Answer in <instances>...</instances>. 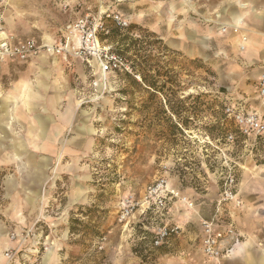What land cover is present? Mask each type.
<instances>
[{
    "label": "rangeland",
    "instance_id": "obj_1",
    "mask_svg": "<svg viewBox=\"0 0 264 264\" xmlns=\"http://www.w3.org/2000/svg\"><path fill=\"white\" fill-rule=\"evenodd\" d=\"M2 1L7 29L20 39H56L68 23L85 14L96 15L105 11H120L129 23L112 35L117 27L110 19L105 20L109 30L106 41L118 49L129 65L130 73L107 74L106 91L102 94L93 85L94 78L89 76L94 64H90L91 67L86 64V73H83L82 66L75 63L77 74L68 80V91L76 101L83 100V104L75 108L72 127L65 130L62 139L66 145L76 136L74 127L82 121V114L87 115L88 124L95 132L77 137L75 143L85 145L90 141L91 150L63 153L59 162L63 170L60 172L53 171V168L59 151L68 147L60 145L58 152L45 155L51 158L49 169L44 170L45 175L49 179L52 176V182L55 179L53 185L48 183L52 196L47 212L50 217L44 221L40 216L37 221L34 217L28 218L30 227L24 231L31 229L32 235L20 246V254L29 240H38L42 244L46 240H55L60 243L57 254L66 262L109 264L103 260L123 257L120 228L124 225L118 222L121 198L131 195L138 199L145 186L166 177L171 186L193 204L192 209H182L178 214L187 215L186 219L193 214L201 220H209L226 172L230 170L235 175L241 200L246 174L254 179L264 176L252 174L263 162V143L259 138L240 134L225 113L230 103L240 99L234 98L237 91L231 87L229 57L201 58L199 52L190 56L172 45L171 39L166 40L149 29L145 23V11L149 6L158 5L160 0ZM189 1L192 8L188 15L199 20L198 4ZM135 7L140 9V22L133 19L137 14ZM53 77H61L60 85L68 79H64L62 71ZM145 84L154 86L151 89ZM4 165L0 163V222L8 226L1 211L14 212L22 201L18 200L17 194H14L15 200L4 198L6 179L11 175L20 179L13 166ZM251 165L257 167L249 169ZM68 166L73 169L66 170ZM28 189L32 190V187ZM82 190L86 200L70 205L69 196H83ZM66 209L69 210L65 213ZM230 211H233L235 225L239 228V219L245 211L243 200L240 208H231ZM199 219L185 224L184 220L177 218L174 223L184 238L177 240L174 243L176 249L169 251L181 250L184 245L190 250L195 248ZM141 232H137L138 237H142ZM146 236L145 240L136 242L137 246H147L150 235ZM255 245L264 249V241L258 240ZM174 256L167 254L168 258Z\"/></svg>",
    "mask_w": 264,
    "mask_h": 264
},
{
    "label": "crops",
    "instance_id": "obj_2",
    "mask_svg": "<svg viewBox=\"0 0 264 264\" xmlns=\"http://www.w3.org/2000/svg\"><path fill=\"white\" fill-rule=\"evenodd\" d=\"M191 1L198 4L200 16L219 15L220 22H241L248 35L244 50L239 49L240 33L230 32L223 35L217 25L204 23L200 17L199 20L196 19L199 22L190 17L187 12L192 6L187 0L182 2L181 0H160L158 5L149 6L145 11L147 14L145 23L153 32L160 34L166 40L171 39L174 42L171 43L172 45L190 56L196 52H199L201 58L228 56V72L232 74L230 78L233 81L231 87L233 91H237L234 98H240L230 103V106L245 111H260L264 116V108L260 106L257 95V84L260 76L264 74V0ZM134 9L137 14L133 15V19L140 22L142 19L140 9L139 7ZM115 13H119L128 20L122 12ZM4 27L6 32L20 39L7 29L6 21ZM172 32L175 33L173 37H171ZM57 39L50 38L42 42L50 43ZM76 62L82 66L83 73H86V64L89 67H91L90 64H94L81 59L47 54L25 63H0V163L5 164L4 166H13L12 168H15L20 176V179L17 175H11L6 179L4 185L7 191L4 198L15 200L14 194H17L18 200L22 201L21 206L14 212L1 211L4 212L5 220L9 225L7 226L3 221L0 222V264L6 263L3 257L4 252L17 246V243L10 238L11 233L20 234L30 227L27 224L29 217H34V221H37L39 216L43 221L50 217L47 212L50 210L49 202L52 196L49 194L48 183L51 182L50 185H53L55 179L52 182V176L49 179L45 175L44 170L49 169L51 159L46 158L45 155L55 154L60 145L68 147L66 150L59 151L57 164L53 168V171L56 169L60 172L63 170V166L59 164L63 153L91 150L90 141H87L85 145L75 143L77 137L92 135L95 132L88 124L87 115L82 114V121L74 125L76 136L66 142V145L63 144L62 139L65 130L72 127L75 108L83 104V100L76 101L74 95L69 94L68 91V80L73 79L75 73L77 74V69L74 68ZM61 71L62 75H65L64 79L68 78L64 85L59 83L61 77H53L55 73L60 75ZM90 73L89 76L94 78V82L97 81L98 69L95 64ZM96 87L100 94L106 91L103 82L97 83ZM250 91H254L253 94L247 95ZM64 103L66 107L62 109ZM258 138L263 143L264 149V136ZM261 153L263 162L259 166L260 169L256 170L258 172L251 171L253 175L260 173L264 175V150ZM256 167L251 165L248 168ZM72 169L70 166L66 167V170ZM29 187H32V190H29ZM242 188L245 211L239 219L240 241L233 246L232 253L225 257L221 264H264V249L255 247L256 241H264V176L254 179L246 174ZM85 200V193L83 196L80 194L69 196L70 205ZM182 209L187 208L177 201H169L162 214H146V217H143L140 212L136 213L128 224L121 225L120 228L122 242H124L121 245L123 257L116 256L103 261L109 264H212L207 262L201 253V219L192 213L186 219L187 215L178 214ZM67 210L69 209L64 212L66 213ZM177 218L184 220L185 224L199 219V233L195 248L191 247L190 250L187 245H184L182 249L180 248L181 250L169 251L176 249L174 243L181 239L182 232L157 249L149 244L137 246L136 242L141 241L142 238L137 236V232L140 233L142 228L149 227L152 231L153 225L159 221L175 224ZM139 222L143 223L139 224ZM141 233L143 236V232ZM43 243H39L38 240H29L18 260L13 264H71L57 254L60 243L55 240L54 242L46 240ZM168 253L176 256L168 258Z\"/></svg>",
    "mask_w": 264,
    "mask_h": 264
},
{
    "label": "built area",
    "instance_id": "obj_3",
    "mask_svg": "<svg viewBox=\"0 0 264 264\" xmlns=\"http://www.w3.org/2000/svg\"><path fill=\"white\" fill-rule=\"evenodd\" d=\"M187 1L190 5L191 2ZM2 3L3 1L0 2V63H25L38 59L43 54L81 59L85 62H93L98 69V79L93 83L94 86L97 83L105 82L107 74L130 73V67L125 59L113 51L112 44L101 39L102 36L109 34V30L105 26L106 19H110L119 29H124L129 25L119 13L105 11L96 15L85 14L68 23L57 40L43 43L32 38L17 39L6 32ZM199 17L204 23L217 25L223 35L230 32L240 33L239 49L244 50L248 35L241 22H220L219 15L212 17L199 15ZM257 95L260 106L264 108V74L259 78ZM225 113L233 121L240 134L254 138L264 136V116L260 111H245L229 105L226 107ZM169 201H177L187 209L193 208L192 202L173 188L166 177H160L146 186L138 199L131 195L120 199L118 222L126 225L138 212L143 217L146 214H162ZM241 206L242 200L239 196L237 180L229 170L221 181L219 199L211 218L200 221L201 253L207 262L220 264L225 257L232 253L233 246L239 243L240 233L234 222V213L230 209H237ZM149 229V227L141 229L144 234L141 239L145 240L146 235L149 234L148 244L155 249L162 247L180 233V228L176 224L161 221L153 225L152 231ZM30 234L32 235L31 229L20 234L11 233L10 238L18 245L16 248L4 252L5 264H13L18 260L20 246Z\"/></svg>",
    "mask_w": 264,
    "mask_h": 264
},
{
    "label": "trees",
    "instance_id": "obj_4",
    "mask_svg": "<svg viewBox=\"0 0 264 264\" xmlns=\"http://www.w3.org/2000/svg\"><path fill=\"white\" fill-rule=\"evenodd\" d=\"M111 22H112V21H111ZM118 29H119V28L115 29V31L112 32V35H113V34H117V33L120 31V29H119V30H118ZM101 39H102V40H107V39H108V35H107V36H102ZM112 49H113V51H114L115 53L121 55V53L118 51V49H117L113 44H112ZM145 86H147V87H149V88L152 89L154 85L145 84Z\"/></svg>",
    "mask_w": 264,
    "mask_h": 264
},
{
    "label": "bare ground",
    "instance_id": "obj_5",
    "mask_svg": "<svg viewBox=\"0 0 264 264\" xmlns=\"http://www.w3.org/2000/svg\"><path fill=\"white\" fill-rule=\"evenodd\" d=\"M103 84H105V82H103Z\"/></svg>",
    "mask_w": 264,
    "mask_h": 264
}]
</instances>
